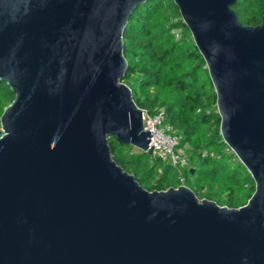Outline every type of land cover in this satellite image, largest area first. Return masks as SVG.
Segmentation results:
<instances>
[{
	"label": "water",
	"instance_id": "water-1",
	"mask_svg": "<svg viewBox=\"0 0 264 264\" xmlns=\"http://www.w3.org/2000/svg\"><path fill=\"white\" fill-rule=\"evenodd\" d=\"M149 0H0V264H264V15L172 0L204 60L222 141L255 186L238 209L147 191L109 139L152 155L122 83L123 34Z\"/></svg>",
	"mask_w": 264,
	"mask_h": 264
},
{
	"label": "trees",
	"instance_id": "trees-1",
	"mask_svg": "<svg viewBox=\"0 0 264 264\" xmlns=\"http://www.w3.org/2000/svg\"><path fill=\"white\" fill-rule=\"evenodd\" d=\"M243 26H257L264 0H237L232 7ZM127 62L124 83L135 105L149 115L162 111L164 123L181 137L188 166L184 186L199 200L238 209L255 186L250 174L222 141L216 97L204 60L172 0H149L129 18L123 34ZM14 95L0 82V116ZM115 162L147 191L180 186L176 168L130 146L109 139ZM187 146V148L185 147ZM186 148V149H185Z\"/></svg>",
	"mask_w": 264,
	"mask_h": 264
},
{
	"label": "built area",
	"instance_id": "built-area-1",
	"mask_svg": "<svg viewBox=\"0 0 264 264\" xmlns=\"http://www.w3.org/2000/svg\"><path fill=\"white\" fill-rule=\"evenodd\" d=\"M142 120L144 131L151 132L152 135L148 145L152 149V156L176 168L180 186H184L181 172L184 168H187L188 163L183 149L179 147L181 137L171 125L164 123L162 111L154 115L142 111Z\"/></svg>",
	"mask_w": 264,
	"mask_h": 264
},
{
	"label": "rangeland",
	"instance_id": "rangeland-1",
	"mask_svg": "<svg viewBox=\"0 0 264 264\" xmlns=\"http://www.w3.org/2000/svg\"><path fill=\"white\" fill-rule=\"evenodd\" d=\"M185 147L187 148V146H185ZM186 148H185V149H186ZM131 152H132V153H140V151H139L138 149L133 148V147H132V149H131ZM183 152H184V149H183ZM146 154H147V153H146ZM184 154H185V153H184ZM147 155H148V154H147ZM150 156H152V155H150Z\"/></svg>",
	"mask_w": 264,
	"mask_h": 264
}]
</instances>
